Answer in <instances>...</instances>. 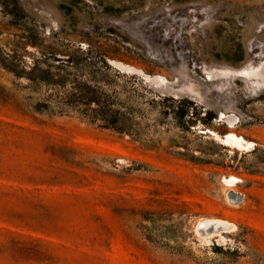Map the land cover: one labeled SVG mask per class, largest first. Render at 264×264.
<instances>
[{
  "label": "rangeland",
  "instance_id": "374dc122",
  "mask_svg": "<svg viewBox=\"0 0 264 264\" xmlns=\"http://www.w3.org/2000/svg\"><path fill=\"white\" fill-rule=\"evenodd\" d=\"M0 264H264V0H0Z\"/></svg>",
  "mask_w": 264,
  "mask_h": 264
},
{
  "label": "bare ground",
  "instance_id": "6f19581e",
  "mask_svg": "<svg viewBox=\"0 0 264 264\" xmlns=\"http://www.w3.org/2000/svg\"><path fill=\"white\" fill-rule=\"evenodd\" d=\"M222 116H224V114H222ZM228 122L229 124H234V120L232 118H229L228 119ZM225 143L227 146H240V147H249L251 146L253 143L252 142H248L246 141L243 137L241 136H238L234 133H228L225 135ZM238 147V148H240ZM246 149V148H245ZM251 149V148H250ZM225 179V178H224ZM233 179L235 180L236 178L233 177ZM232 180V179H231ZM230 195V194H229ZM231 196L234 198V199H240V196H238L237 193H234V192H231ZM237 202V201H236ZM235 202V203H236ZM214 220V218H213ZM205 221V220H204ZM207 221V220H206ZM209 221V220H208ZM211 221V220H210ZM222 221V220H221ZM226 222V221H224ZM200 223V222H199ZM218 223V222H217ZM228 223V222H227ZM220 224V223H219ZM221 232V231H220ZM199 234V233H198ZM212 234V233H211ZM217 234V233H216ZM204 237V236H203ZM222 237V236H221ZM210 238V237H209ZM210 240V239H209Z\"/></svg>",
  "mask_w": 264,
  "mask_h": 264
},
{
  "label": "trees",
  "instance_id": "16d2710c",
  "mask_svg": "<svg viewBox=\"0 0 264 264\" xmlns=\"http://www.w3.org/2000/svg\"><path fill=\"white\" fill-rule=\"evenodd\" d=\"M181 115H182V113H181ZM104 122H105L106 126L112 127L116 130L122 131V129H124L123 125H119V124H121L120 122H123V119L121 117H119V115H117V113L116 114H114V113L110 114V116L107 117Z\"/></svg>",
  "mask_w": 264,
  "mask_h": 264
},
{
  "label": "flooded vegetation",
  "instance_id": "af4514ba",
  "mask_svg": "<svg viewBox=\"0 0 264 264\" xmlns=\"http://www.w3.org/2000/svg\"><path fill=\"white\" fill-rule=\"evenodd\" d=\"M221 142H222V144L226 145L225 136L223 138H221Z\"/></svg>",
  "mask_w": 264,
  "mask_h": 264
}]
</instances>
